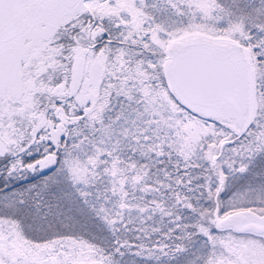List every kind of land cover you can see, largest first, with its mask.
I'll return each instance as SVG.
<instances>
[{
	"label": "snow or ice",
	"instance_id": "6c2138e0",
	"mask_svg": "<svg viewBox=\"0 0 264 264\" xmlns=\"http://www.w3.org/2000/svg\"><path fill=\"white\" fill-rule=\"evenodd\" d=\"M0 264H264V0H0Z\"/></svg>",
	"mask_w": 264,
	"mask_h": 264
}]
</instances>
